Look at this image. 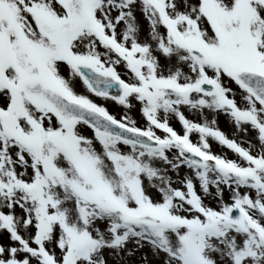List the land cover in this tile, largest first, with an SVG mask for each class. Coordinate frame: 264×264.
<instances>
[{"label":"snow or ice","instance_id":"6c2138e0","mask_svg":"<svg viewBox=\"0 0 264 264\" xmlns=\"http://www.w3.org/2000/svg\"><path fill=\"white\" fill-rule=\"evenodd\" d=\"M0 264H264V0H0Z\"/></svg>","mask_w":264,"mask_h":264},{"label":"rangeland","instance_id":"374dc122","mask_svg":"<svg viewBox=\"0 0 264 264\" xmlns=\"http://www.w3.org/2000/svg\"><path fill=\"white\" fill-rule=\"evenodd\" d=\"M118 70H121L122 69H118ZM78 81V80H77ZM79 82V81H78ZM80 83V82H79ZM81 84V83H80ZM82 85V84H81ZM77 87V91H83V86H78L76 85ZM93 99H97L96 97H92ZM97 102L99 103H103L105 104V106L109 109L110 112L112 113H119L122 111V109L120 107H118L117 105H115L114 102H112L111 100H108V101H105L103 99H97ZM132 115L134 116V118H136L138 121L140 119L139 117V114L136 112L135 109H133V112H132ZM186 115H189V113L186 112ZM172 124L173 126L179 131L180 130V125L175 121L173 120L172 121ZM218 126L221 128V130L225 131L226 134H228L229 136H231L232 132H233V127L232 125L226 120L225 117L221 116L219 117V120H218ZM193 140L196 139L195 136L192 137ZM212 150L213 151H216V152H226V154L228 156H232V153L230 151H227L226 149H223L221 147H218L215 143L212 144ZM137 256H139V254H137ZM134 260L137 259L136 257L133 258ZM151 259V257H150Z\"/></svg>","mask_w":264,"mask_h":264},{"label":"bare ground","instance_id":"6f19581e","mask_svg":"<svg viewBox=\"0 0 264 264\" xmlns=\"http://www.w3.org/2000/svg\"><path fill=\"white\" fill-rule=\"evenodd\" d=\"M76 85H78V86H82L78 81H76Z\"/></svg>","mask_w":264,"mask_h":264}]
</instances>
